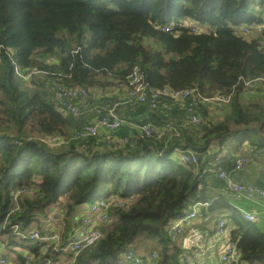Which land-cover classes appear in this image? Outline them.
<instances>
[{
  "label": "trees",
  "instance_id": "obj_1",
  "mask_svg": "<svg viewBox=\"0 0 264 264\" xmlns=\"http://www.w3.org/2000/svg\"><path fill=\"white\" fill-rule=\"evenodd\" d=\"M186 21L203 30L191 31ZM241 26L262 29L247 37L235 33ZM135 66L154 90L197 88L211 97L235 89L227 117L202 131L175 126L177 134L162 138L139 132L110 147L94 149L97 138L84 147L75 141L50 146L44 136L68 138L79 125L37 89L35 76L29 87L15 72L38 70L67 86L106 88L121 85ZM243 78L264 83V0H0V235L10 243L17 236L28 241L24 231L33 222L42 229L49 208L66 202L61 249L43 253L34 242L28 254L17 255L20 264H53L80 219L76 209L112 195L127 205L110 210V227L109 219L103 237L73 264H121L124 250L148 243L157 264H183L184 250L167 225L194 203L211 202L216 211L227 202L212 192L200 164L183 165L172 153L192 149L200 156L233 133L253 151L264 150V100L243 109ZM21 189L30 193H20L16 204ZM231 222L240 263L264 264V233L236 212Z\"/></svg>",
  "mask_w": 264,
  "mask_h": 264
},
{
  "label": "built area",
  "instance_id": "obj_2",
  "mask_svg": "<svg viewBox=\"0 0 264 264\" xmlns=\"http://www.w3.org/2000/svg\"><path fill=\"white\" fill-rule=\"evenodd\" d=\"M186 24V23H185ZM188 25V24H186ZM191 31L200 32L199 26L189 24ZM170 28H165L169 30ZM261 31L262 26H241L235 33L239 35H249L253 30ZM16 74L21 76L26 82L37 74H47L42 71H30L24 73L15 69ZM52 83L53 100L56 109L64 116L73 117L76 119L85 118L89 114L96 115V119L87 120L78 128H74L69 138H64L59 135L44 136L42 141L50 146H60L71 141L77 142L80 147H84L83 143L90 138L104 139L110 134L115 133L124 125V119L120 115L118 106L120 104H131L134 107L142 105H150L156 108L159 100L163 98L170 99L175 102L186 104L188 113L187 124L194 126L202 131L211 122H213L205 114L197 110L199 103H211L217 106V110H221L223 106H230L231 97L235 92L232 90L229 94H215L211 97L203 96L197 88L173 90L171 88H163L154 90L149 88L145 81L143 73L138 66H135L127 75L125 81L120 85L124 89L125 96L122 102L113 106L104 105L107 93L98 88H87L85 86H67L63 82L49 78ZM243 89L251 87L256 82H262V79H240ZM142 136L162 138L165 132H177L176 127L167 125L165 128H159L152 121L142 123L138 126ZM177 134V133H176ZM130 141L129 138L122 140V144ZM81 143V144H80ZM180 163L186 166L198 167L200 164V156L192 149L177 148L172 153ZM249 163V157L243 150H238L234 160V171L239 172ZM210 172L217 173L218 177L223 180L224 184L219 188L221 194L232 195L237 200L255 201L257 198H264V187H258L251 184L236 181L226 170H222L218 166V162H212L209 166ZM29 190L21 189L14 193L15 203L17 204V196L20 193H28ZM30 193V192H29ZM127 205V201L112 195L108 198L102 197L94 200L91 204L84 206L80 214L79 226L74 233H70L68 244L64 251H69V262L64 264H73L76 258L86 249L95 245L104 235L102 225L109 221L110 210L116 207ZM212 206L211 202L194 203L188 211L180 217L173 219L166 227V232L172 240H178L181 235H186V243L195 248V255L204 257L209 255L211 250L217 248V245L204 244L202 232L193 225L196 220H202L206 216L205 209ZM57 210L48 211L44 217L45 225L40 230H34L30 233L29 240L32 242H41L43 253L50 251H58L61 249L62 230L66 228L67 222L64 218V207L57 206ZM243 219L255 223L258 216L252 211H242ZM60 222V224H59ZM58 225L60 227L58 228ZM231 228L227 219L223 216L214 224L215 240L219 246V255L221 264H242L240 263V255L236 243L231 239ZM18 232V226H14ZM213 248V249H212ZM3 246L0 243V264H10L8 259L2 254ZM121 264H126L130 261L132 264H157L158 255L156 252L147 253V257L133 250H124L121 254ZM63 264V263H61Z\"/></svg>",
  "mask_w": 264,
  "mask_h": 264
},
{
  "label": "crops",
  "instance_id": "obj_3",
  "mask_svg": "<svg viewBox=\"0 0 264 264\" xmlns=\"http://www.w3.org/2000/svg\"><path fill=\"white\" fill-rule=\"evenodd\" d=\"M185 23L190 24L189 21H186ZM257 85H255L256 87ZM112 89L110 91H107V94L109 95L104 105L106 106H113L114 104L122 102L125 96L124 89L120 86L119 88ZM123 93V95H122ZM250 94L246 95V97H249ZM150 106L148 104L142 105L140 107H134L131 104H120L118 106V110L120 115L124 119V125L118 129L115 133L110 134L108 137L101 139L100 141H96L94 143V149H97L98 147H110L114 145H121L122 140L125 138H129L135 140L137 137V134L139 133L138 126L141 122L144 120H152L154 119L156 124L159 128H165L167 125H172L174 128L175 126H181L185 127L187 125L188 121V113L186 109V104L182 102H175L167 98H163L159 100V103L157 105V108L152 111V109L149 108ZM228 108V109H227ZM224 109L229 113V106H224ZM197 110L200 113L208 115V117L215 122V119L211 118L215 114L221 113L222 110H216L214 104L211 103H199L197 105ZM207 112V113H206ZM215 113V114H214ZM210 114L212 116H210ZM70 118V117H69ZM71 119V118H70ZM96 119V115L91 113L85 118L78 119L75 123L79 126L86 122L87 120H93ZM73 120H76V118H73ZM222 121V120H221ZM154 122V123H155ZM74 123V124H75ZM74 127H72L73 129ZM240 144L235 153L226 155L225 154V147H231L233 142L232 140L225 141L221 146L218 144L217 141H212L206 152L200 154V166L203 168V173L206 175V177L209 180V183L211 184V189L214 194L221 195L222 199H224L227 202L226 207H230V209H233L234 212H236L238 215H240L242 218V211H252L255 212L258 216V220L255 222V224L260 228V230L264 233V198H257L255 201L250 200H237L232 195L228 194H221L219 192V188L224 184L223 180L220 179L215 172L209 171V166L212 162H218V166L222 170H226L236 181L251 184L258 187H264V150L260 151H253L252 146L248 143V141H238ZM243 143V144H242ZM238 150H243L245 154L249 157V163L245 166L244 169H242L239 172L234 171V160L237 155ZM252 156L253 159L252 160ZM254 164L255 166L252 168L251 164ZM65 200L62 198L60 201H58L56 204L52 205L49 208L50 211L57 210V206L60 205V207L65 206ZM84 206H79L76 211V217L80 216L82 209ZM225 207V206H224ZM210 208L205 209L206 216L202 220H196L193 225L197 227L203 234V242L204 244H210L217 245V248L209 253V255H206L204 257L196 256L195 255V248L190 246L188 243H186V235H188V232L185 233L181 237V247L184 250V255L186 258L187 264H221L220 263V255H219V246L216 243L215 240V230H214V224L216 222H210L211 219V213L213 211L210 210ZM233 213V212H232ZM44 220V218H43ZM231 225V222H229ZM72 225V230L70 232L74 233L77 227L79 226V221L74 222ZM232 227V226H231ZM1 243V242H0ZM3 246L2 254L4 251V244L1 243ZM213 247V246H212ZM214 248V247H213ZM212 248V249H213ZM154 252V251H152ZM28 254V253H24ZM143 254V253H139ZM4 255V254H3ZM70 255V253H69ZM191 258V259H190ZM70 259V258H69ZM242 264H248V263H242Z\"/></svg>",
  "mask_w": 264,
  "mask_h": 264
},
{
  "label": "rangeland",
  "instance_id": "obj_4",
  "mask_svg": "<svg viewBox=\"0 0 264 264\" xmlns=\"http://www.w3.org/2000/svg\"><path fill=\"white\" fill-rule=\"evenodd\" d=\"M256 32L257 31L254 29L249 35H247V37L256 36L257 33H258V32L257 33ZM45 76H47V75H44L42 73L35 75V80L37 81V83L40 84V85H37V89L41 93H43V95L45 97H47L48 100L54 102V100H53L54 97H53V93H52V91H53L52 90V85L50 86V81L51 80L47 79V77H45ZM25 83L29 87H33V84L31 82V80L29 82H25ZM255 85H257V86L255 87ZM119 87H120V85H118V84L117 85L116 84H112L111 86H108L106 88H100V87H96V88H98L101 91L107 93V91H110L112 89L117 90L116 88H119ZM248 94H250L249 97L248 96L246 97V95H248ZM122 95H123V93H122ZM241 100H242V104H243V109L245 111L251 110L257 103L262 102L264 100V83L256 82L251 87H247L246 86L245 87V91L242 92ZM215 108L217 110V106ZM220 112L221 113H219V114H215L214 113L215 115H213V116L210 114V116H212L211 118L215 119L216 123L220 122L221 120L222 121L225 120V118L228 115L227 111L224 109V106L222 107V110ZM207 117H208V115H207ZM77 120L78 119H76L75 122ZM232 127L235 128V126H232ZM71 131L69 133H67L66 135L70 136L71 135L70 134ZM29 136L38 137V136H41V134L38 135L37 132H32V133H30ZM240 137H241L240 134H237V133H233V134H231L228 137V140H232L233 144H232L231 147H225L224 151H225L226 155L230 154V156H231V154H233V152L235 153L236 149L238 147H240L239 146L240 144L238 143ZM173 157L178 161V159L175 156H173ZM252 160L255 161V159H253V156H252ZM251 165H252V168L255 166L253 163ZM96 200H98V199H96ZM89 204H91L90 201L86 202L84 205H89ZM76 212L78 213L79 211H76ZM232 212H234L233 209H230V207H226V206L222 207L221 209H218L216 211H213L211 213L210 222H217V220L219 218L223 217V216L227 219L228 222H231V216L233 214ZM111 222H112V220L110 219V221L106 224V226L110 227V225L112 224ZM59 224H60V222H59ZM231 226H232V222H231L230 227ZM59 227H60V225H58V228ZM36 229H37V225H36L35 222H33L30 225V227L27 230L24 231V235L29 236L30 233L32 231L36 230ZM64 231H65V228H63V230L61 232L63 233ZM182 236L183 235H181L178 238V240H175L176 243L178 245H180V246L182 245L181 244V242H182L181 237ZM0 242L4 244L3 254L8 259L10 264H20V261L18 260L17 255H19V254L26 255L24 253H27V251L29 250L30 246L32 244H34V242H32L31 240H28V241L27 240H22L21 236L14 237V241L12 243H10V241H8L6 235H0ZM145 248L146 249H144V248H139V249L135 248L134 252L135 253H145L146 252L145 250H147V253H150L153 247L150 245V243H148ZM56 257H57L56 259H53V262H52L53 264H61V263L64 264V263H67V262H69V258H70L69 251L61 252ZM126 264H132V262L128 261V262H126ZM183 264H187L186 260L183 261Z\"/></svg>",
  "mask_w": 264,
  "mask_h": 264
}]
</instances>
